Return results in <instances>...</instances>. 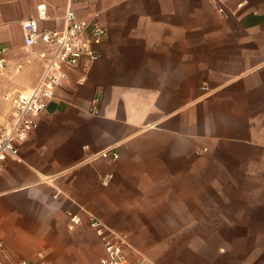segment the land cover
I'll list each match as a JSON object with an SVG mask.
<instances>
[{
	"label": "crops",
	"instance_id": "0c3cea01",
	"mask_svg": "<svg viewBox=\"0 0 264 264\" xmlns=\"http://www.w3.org/2000/svg\"><path fill=\"white\" fill-rule=\"evenodd\" d=\"M39 1L0 0L11 60L0 127L11 121L6 94L31 90L43 70L38 55L16 70L21 21ZM47 1L42 25L62 26L67 0ZM76 7L100 11L108 34L0 171V261L99 264L95 215L127 237L128 264H264V0Z\"/></svg>",
	"mask_w": 264,
	"mask_h": 264
},
{
	"label": "built area",
	"instance_id": "2783aa9c",
	"mask_svg": "<svg viewBox=\"0 0 264 264\" xmlns=\"http://www.w3.org/2000/svg\"><path fill=\"white\" fill-rule=\"evenodd\" d=\"M89 3L92 0H67L65 13L60 27L43 26L42 22L51 19L49 3L40 0L37 14L21 21L24 36L25 56L16 64L21 71L33 55L43 61V70L37 84L27 91L6 94L5 98L11 105V121L7 126L0 127V171L9 158H17L21 145L28 140L37 126V118L47 109L49 102L55 97L57 88L68 79L85 57L94 60L98 57L96 47L107 37V28L100 21V11L92 10L90 16H82L76 7L77 3ZM223 11V9H222ZM11 60L7 47H0V76L10 69ZM100 98L93 101L92 111L100 112ZM105 158L117 159L116 150L104 149L99 153ZM74 221L78 220L72 215ZM89 226L95 231L104 247V255L99 264H128L127 249L130 246L127 237L110 227L102 219L91 215ZM2 245V244H1ZM38 257L44 263V253ZM0 264H5L0 261ZM15 264H28L21 260ZM137 264H153L147 257L141 256Z\"/></svg>",
	"mask_w": 264,
	"mask_h": 264
}]
</instances>
